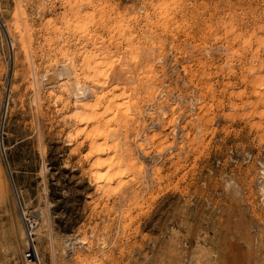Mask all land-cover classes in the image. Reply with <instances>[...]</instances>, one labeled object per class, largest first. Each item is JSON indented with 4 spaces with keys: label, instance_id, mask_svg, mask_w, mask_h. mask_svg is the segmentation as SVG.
<instances>
[{
    "label": "rangeland",
    "instance_id": "1",
    "mask_svg": "<svg viewBox=\"0 0 264 264\" xmlns=\"http://www.w3.org/2000/svg\"><path fill=\"white\" fill-rule=\"evenodd\" d=\"M104 91L134 170L100 189ZM28 230L40 264H264V0H0V264Z\"/></svg>",
    "mask_w": 264,
    "mask_h": 264
},
{
    "label": "bare ground",
    "instance_id": "2",
    "mask_svg": "<svg viewBox=\"0 0 264 264\" xmlns=\"http://www.w3.org/2000/svg\"><path fill=\"white\" fill-rule=\"evenodd\" d=\"M101 66H102V64H101ZM101 66H100V68H101ZM109 66H110V64H109ZM96 68H99V66L94 65V67L91 68L90 71L93 69L92 70L93 75L97 79L102 78L101 76L104 77L105 70L107 68L110 69L109 67H106L105 70H101L104 72H100V71L96 70ZM93 81H95V80H93ZM103 81H104V79H103ZM94 85H96V83H94ZM104 85H105V83H104ZM97 86H98V84H97ZM124 86H122V87H124ZM100 87H102V86H100ZM126 88H128V87H126ZM72 89H73L74 93H75V91L80 93L79 92L80 89L76 88V90H75V87H73V88L71 87V91H72ZM127 91H128V89H127ZM131 91H132V89H131ZM78 93H75L76 96ZM105 93H101V94L96 95L93 104L76 103V104H79L80 109L87 111V112H84L86 114H84V113L81 114L79 111H77V113L74 114V117H76L81 122H84L87 126L90 125V127H91L89 132H87L85 130L87 128V126L84 127L83 130L87 132V133L86 132H84V133H85V140H87L89 142V148H90V153H91L90 156H92V157L95 156L94 158H96L95 162H94L95 164L93 166H91V168L95 167L94 168L95 171H92V176L95 180H97L100 183V185H98V186H100V189L108 188V187H110V185L112 183H114L116 181L120 182V180L124 176L132 173L134 170V163L131 162V160L129 158L131 155L129 156L127 154L128 152H124V155L120 156V157L117 156L116 154H113L106 159H103V160L100 159V156H102L103 154H107V152H115L117 149V144L115 142H112V141L110 142V137L111 136L114 137V135L116 134L115 132L117 130L113 126H112L113 127L112 128L111 124L112 125H115V124L119 125L120 124V123L118 124L117 122H118V120H120L119 117H121V116L119 114H121V113H122L123 119H124L123 124L125 125V122L126 121L128 122V120H125L127 117L128 110H127V113L121 112V111H123V108L125 106L124 103L123 104L117 103V100H118L117 98L120 97V100H121V96H123V93L119 94V95H116V94L113 95L112 93H106V94ZM259 95L257 97L258 98L257 101L262 102L263 96H262V94L260 96ZM129 96H128V99H129ZM125 102H127V101H125ZM127 104L129 105V103H127ZM101 106H102V109H101L102 111L100 113ZM125 110L126 109L124 108V111ZM78 112L80 114H78ZM105 115H111V118L108 116L109 119L107 118L108 120L105 121V119H103V117ZM122 120H121V122H122ZM127 124H129V122L126 123V126H127ZM126 158H128V160Z\"/></svg>",
    "mask_w": 264,
    "mask_h": 264
},
{
    "label": "built area",
    "instance_id": "3",
    "mask_svg": "<svg viewBox=\"0 0 264 264\" xmlns=\"http://www.w3.org/2000/svg\"><path fill=\"white\" fill-rule=\"evenodd\" d=\"M23 217L25 218V215H23ZM24 258L25 260L33 262L34 264H40L37 258L32 232L30 230H28L27 233V243H26Z\"/></svg>",
    "mask_w": 264,
    "mask_h": 264
}]
</instances>
